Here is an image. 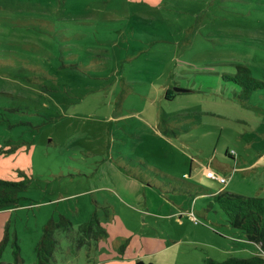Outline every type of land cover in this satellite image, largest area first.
<instances>
[{"label": "rangeland", "instance_id": "obj_1", "mask_svg": "<svg viewBox=\"0 0 264 264\" xmlns=\"http://www.w3.org/2000/svg\"><path fill=\"white\" fill-rule=\"evenodd\" d=\"M236 65L264 81V0H0V179L27 184L1 262L37 264L62 218L50 264L264 257L213 197H264V88L240 98Z\"/></svg>", "mask_w": 264, "mask_h": 264}, {"label": "trees", "instance_id": "obj_2", "mask_svg": "<svg viewBox=\"0 0 264 264\" xmlns=\"http://www.w3.org/2000/svg\"><path fill=\"white\" fill-rule=\"evenodd\" d=\"M236 68V72L225 73L222 75V78L224 82H233L236 86H238L240 90V98L249 99L254 91L264 88V81L258 80L252 75L253 72L251 67L236 65ZM179 94L182 93L174 92L171 89H168L165 97L167 99H173ZM229 156H232V154ZM216 176L225 179L224 183L221 182L222 184L227 183V179L225 177L217 174ZM26 189L27 184L25 181H7L0 179V211L17 204L20 200V192ZM213 197L215 202L218 203V206L226 214L229 224L234 228L244 231L247 238L256 243L264 253V197H246L228 190L214 194ZM93 224L94 221L84 224L80 227L79 232L84 234L93 233ZM68 226L69 222L65 218H62L59 224L51 222L44 227L45 233L36 247L38 256L37 264L51 263L57 245V240L54 236L55 230L58 227L68 229ZM5 241L6 238L0 242V264H3L1 262V257ZM15 246L18 251L14 252L16 254V261L14 264H24V261H20L19 254L17 253L21 250V248L18 243H15ZM137 264L145 263L143 261H139ZM207 264H264V257L253 256L247 259L231 257L223 262H217L213 259H209Z\"/></svg>", "mask_w": 264, "mask_h": 264}, {"label": "crops", "instance_id": "obj_3", "mask_svg": "<svg viewBox=\"0 0 264 264\" xmlns=\"http://www.w3.org/2000/svg\"><path fill=\"white\" fill-rule=\"evenodd\" d=\"M236 178H237L236 176L233 177L232 181H234ZM232 184L233 183H231V187L230 188H226V189H228V190L229 189H234V188H232ZM109 185H111V184L109 183ZM144 187H142V185H140V183L138 181H136L134 179V177L129 176L128 179L124 178L123 184L121 185V190L125 194H126V192H129V194H130V189H134L136 192H139V193L142 192V190H143L146 193L145 195L147 196L148 195V190L146 188H144Z\"/></svg>", "mask_w": 264, "mask_h": 264}, {"label": "built area", "instance_id": "obj_4", "mask_svg": "<svg viewBox=\"0 0 264 264\" xmlns=\"http://www.w3.org/2000/svg\"><path fill=\"white\" fill-rule=\"evenodd\" d=\"M207 175H208L210 178H212V179H217V180L219 179L220 182H222V183L225 182V179H224V178L216 176V174H215L213 171H208V172H207Z\"/></svg>", "mask_w": 264, "mask_h": 264}, {"label": "water", "instance_id": "obj_5", "mask_svg": "<svg viewBox=\"0 0 264 264\" xmlns=\"http://www.w3.org/2000/svg\"><path fill=\"white\" fill-rule=\"evenodd\" d=\"M176 92H179V93H187V92H190L191 90H188V89H184V88H175L174 89Z\"/></svg>", "mask_w": 264, "mask_h": 264}]
</instances>
